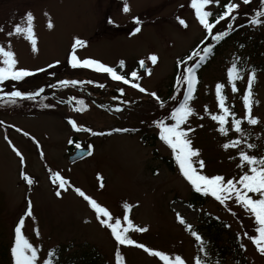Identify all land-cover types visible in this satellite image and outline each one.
<instances>
[{
	"label": "rangeland",
	"instance_id": "obj_1",
	"mask_svg": "<svg viewBox=\"0 0 264 264\" xmlns=\"http://www.w3.org/2000/svg\"><path fill=\"white\" fill-rule=\"evenodd\" d=\"M127 2L131 8L128 13L123 12L124 0H0V28L4 29L0 32V44L7 45L11 39L19 67L45 69L16 85L24 91H37L43 87L44 92L35 100L24 99L15 105L0 102V121L3 122L0 123V264H12L10 248L14 228L26 213L29 199L34 218L26 219L24 233L34 245L42 246V257L51 249L72 245L67 254L78 259L83 254L82 245L88 242L102 253L105 264H114L117 244L110 230L100 225L94 210L74 191L75 187L108 207L116 217H122L125 203L132 204L130 217L136 226L145 227L147 231H130V238L172 256L179 254L187 264H193L196 241L186 225L178 222L177 213L204 239L209 238L208 229L202 228L204 222L210 216L219 217L222 224H226L220 243L229 244L231 235L226 230L230 226L233 235H238L239 242L246 246L247 263L264 264V256L243 236L245 231L253 235L254 222L248 213L235 203L228 202L225 206L214 198L206 201L203 208L191 207L187 201L194 189L180 174L176 162H173L172 169L162 159L170 157L172 152L159 139L153 121L165 119L176 106V102L169 98L175 92L177 61L190 54L191 48L204 41L206 35L195 19L190 0ZM226 2L221 0V5ZM233 2L240 4L236 25L249 24L258 0H252L250 5L243 4L242 0ZM208 10L218 13L223 8L213 5ZM29 11L35 17L36 52L23 37L6 35L15 23H26ZM134 17H139L140 25L135 23ZM177 17L184 19L189 27L180 25ZM49 19L54 24L52 29L47 27ZM137 26L141 27L139 33H135ZM226 27L227 23L221 22L214 31ZM252 27L264 31V27L251 24L246 28L252 30ZM75 37L87 42L85 47L77 49L80 58H95L117 69H120L119 61L124 60L125 68L121 71H137L141 79L134 82L140 83L148 92L155 91L165 102V107L161 108L159 102L147 93L113 81L107 74L72 68L68 59ZM209 42L205 41L206 44L199 47L203 48ZM151 54L158 56V62L153 65L148 61L147 67L141 68L139 61H147ZM249 54L251 52L247 50L239 52L230 47L222 50L200 72L202 83L191 101L197 115L190 118L189 126L195 129L190 137L194 147L201 150L200 158L206 164L205 174L230 178L236 172L239 161L229 157L237 153L221 147L227 138L219 134L218 124L204 112V106L207 105L213 113L217 112L215 84L226 82V68L234 57L243 55L247 58ZM57 60L59 65L47 67ZM248 63L253 64L252 59ZM149 70L151 75H148ZM62 79L84 83L66 88L51 87ZM101 84L104 86L100 87ZM241 85L240 93L233 94L230 85L225 93L235 101L239 114L243 115L241 97L247 86V77ZM254 89V99L258 101L254 105V115L264 125V72L258 75ZM4 90H12V85L5 82ZM80 99L88 105L84 112L75 111ZM45 104L53 107H43ZM117 108L121 110L117 111ZM69 118L83 128L106 134L94 136L88 131H76L69 124ZM115 128L130 131L111 132ZM24 132L29 135L25 136ZM151 134L157 136L154 143ZM237 135L235 133L234 137ZM75 143L85 150L92 147V154L70 162L69 157L78 150ZM12 145L23 153V166ZM50 170L60 172L70 182L67 191L52 183ZM21 171L32 177L34 183L31 186L21 177ZM101 176L103 188L100 187ZM57 190L62 193L60 197L55 195ZM206 212L211 215L205 217ZM35 228L40 230L39 237L35 235ZM121 253L125 264H162L158 258L135 246H121ZM226 264L234 263L228 259Z\"/></svg>",
	"mask_w": 264,
	"mask_h": 264
},
{
	"label": "snow or ice",
	"instance_id": "obj_2",
	"mask_svg": "<svg viewBox=\"0 0 264 264\" xmlns=\"http://www.w3.org/2000/svg\"><path fill=\"white\" fill-rule=\"evenodd\" d=\"M243 4L250 5L252 0H242ZM222 7L223 11L219 14H214L208 10L210 6ZM190 8L194 10V16L198 24L205 30V39L201 41L204 44L205 41H215L219 43L230 36V33L235 31V28L244 27V25H236V21L240 15V4L233 2V0H227L226 3L221 5V0H190ZM131 11L130 5L127 0H124L123 12L128 13ZM47 15V13L45 14ZM26 23L24 25L15 23L13 27L6 32L8 37L21 36L30 42L33 52L38 51V37L34 30V14L32 12L26 13ZM137 25L141 24L139 17L133 18ZM179 24L184 28H188L189 25L184 19L177 17ZM109 22H112L111 20ZM221 22H226L227 27L224 30H216L217 25ZM248 23L253 26L264 27V0H259V6L254 10ZM47 27L52 29L54 24L51 19L48 20ZM4 29L0 28V32ZM141 32V27H135V33ZM86 41L75 37L71 44V51L68 59V63L72 68H85L91 69L98 73L107 74L113 81H120L124 84L131 85L132 88L138 89L141 93H147V95L153 97L161 108L165 107V102L155 92H148L140 83L134 82L141 79V76L137 71H131L130 73L121 74L117 67L110 66L95 58H80L77 55V49L86 46ZM216 47L215 43L209 42L203 48L197 46L192 52L187 55L186 58L178 59L177 67L178 72L174 81V94L169 98L176 102V106L173 107L165 119H157L153 121L154 126L158 129L159 139L171 150L175 162L178 166L180 174L191 185V187L204 196H211L221 205L227 206L228 202L239 205L245 210L249 218L254 222V235H250L247 231L243 233L244 237L255 246L256 251L264 256V155L250 154L248 150H255L258 145L250 143L246 139L247 129L244 127L245 123L250 126H256L261 123L260 118L254 115V105L258 103L254 99L253 85L257 79V70L252 68L247 76V86L243 90L241 97L243 105V115L238 116L234 111V105L228 104V96L225 94V89L230 85L231 92L237 94L241 92L238 87V82L243 80V73L239 67L237 60L238 57H234L230 66L226 68V82H217L214 86L215 99L217 102V112L213 113L209 110L208 106H204V112L210 117V119L218 124L217 131L226 139L221 147L225 151L235 150L236 155L230 156L229 159L237 160L236 165L239 169L238 176H232L226 178L224 175L215 174L208 175L203 171L206 167L205 161L200 158L201 150L194 147L193 140L190 137V133L195 129L189 126L190 118L197 115L196 110L191 106V101L195 97L197 86L200 83L198 77V69L201 65L206 63L209 56L213 54V50ZM243 47V45H240ZM150 61L153 65L158 62V56L151 54L146 60L139 61L141 68L147 67V62ZM60 61H55V64H49L47 67L53 68L55 65H59ZM119 68H125V61H119ZM44 68H37L31 70L24 67H19V61L16 53L12 49L11 39L8 40L7 45L0 44V102L4 104L15 105L20 100H35L37 96L44 92V88L41 87L37 91H24L16 85L22 82L27 77L34 76L37 72H44ZM55 75V73H52ZM148 75H151V71H148ZM8 82L12 85V90L5 91L4 85ZM84 81L62 79L51 87L66 88L68 86H76L83 84ZM87 83H93L88 81ZM103 87L104 85H99ZM123 92V89H121ZM73 100L76 98L73 97ZM78 107L75 111L84 112L88 105L83 99L77 101ZM43 107H53V105L45 104ZM117 111L121 109L117 108ZM200 119H204V116H200ZM69 124L76 131H88L92 135L103 136L104 132H94L90 128H83L78 125L77 121L69 118ZM0 123H3L0 121ZM203 127V125H200ZM21 131L20 129H17ZM127 128H115L111 132H128ZM111 132L107 134H111ZM230 133L238 134L235 138H230ZM25 136L29 133L24 132ZM34 139V138H33ZM11 144V141H8ZM38 143V142H37ZM69 143H73L69 140ZM244 146L243 148L241 146ZM77 148H80V144H76ZM13 151L20 159V163L23 166L25 164V157L19 149L12 145ZM43 155V152L40 153ZM91 151L88 155H91ZM52 183L57 185L58 189L64 191L68 190L70 182L58 171H51ZM21 177L26 183L31 186L34 181L30 175L21 171ZM100 187L103 188V177H99ZM74 191L83 198L88 205L94 210L96 218L100 225L110 230L111 236L114 238L117 247L114 253V264H125V258L121 253V246H135L144 250L149 255L156 257L162 264H187V261L179 254L172 256L162 250H154L143 243H138L135 239L130 238L129 232H146L145 227L136 226L130 217L132 211V204L125 203L123 205L122 217H116L108 209V207L99 203L95 198L87 195L81 188L75 187ZM56 196L62 195L60 190L55 193ZM231 211V209H229ZM34 218L32 201L28 200V207L26 213L21 216L18 223L14 228V241L10 248V254L12 258V264H54L55 250L49 251L46 256H41L42 246H36L30 242L29 238L24 233L25 221L27 218ZM177 220L181 225H186L187 230L192 237L198 243L199 252L207 253L206 242L203 237L193 228L191 223H187L186 219L180 214H176ZM230 227V226H229ZM35 235L40 236L39 228L34 229ZM240 247L245 249L246 246L241 243ZM58 264V262H56ZM193 264H207L206 260L201 259L199 255L194 257Z\"/></svg>",
	"mask_w": 264,
	"mask_h": 264
},
{
	"label": "trees",
	"instance_id": "obj_3",
	"mask_svg": "<svg viewBox=\"0 0 264 264\" xmlns=\"http://www.w3.org/2000/svg\"><path fill=\"white\" fill-rule=\"evenodd\" d=\"M258 6H259V3L255 6V9H257ZM220 11L222 12L223 10H220ZM219 13L220 12L218 13L214 12V14H219ZM241 25H244V27L237 26L235 28V31L231 32L230 36L226 37L225 40L220 41L219 43L213 42L216 44V47L213 50V54L210 55L207 62L202 64L200 69H198L199 71H201L207 68L209 64L211 63V61L216 56L220 55V52L222 50L228 49L230 47L231 48L235 47L236 51H239V52H241L242 50H247L251 52V54H249L247 58H244L243 55H239V60H237V63L243 73V80L238 82L239 88L240 86H242L241 84L244 85L245 78L248 76V73H250L252 68H255L257 70V77L260 73L264 72V31H262L261 29L258 30L257 27H252V30L251 28H246L250 24L242 23ZM250 30L253 31L252 34L249 33L251 32ZM240 45H243V47H240ZM197 46L199 45H197L196 43L193 49H196ZM249 59H252L253 64L250 65L248 63ZM118 71L120 72L121 69H118ZM121 74H124V73H121ZM256 82H257V79L254 82L253 89L256 88ZM201 83H202V77H201L200 84L197 86L198 88L195 93V96L197 95L199 91ZM228 104L230 106L234 105V111L237 113L238 116H241L239 114L238 106L235 104V101L233 102V100L229 98V96H228ZM244 127L247 129V133L250 134V135L246 134L245 138L248 139L250 143H255L258 145L257 149L248 150L250 154H255L258 156L264 155V125L259 124L256 126H250L245 123ZM234 136H235V133H230V138L231 137L235 138ZM150 137L153 139L152 140L153 143H154V139H157V136L153 134H151ZM146 138L150 139L148 137ZM73 140L74 141L76 140V136L75 138H73ZM241 147L243 148L244 146L242 145ZM71 148H74V147L72 146ZM162 159L164 163L169 165L172 169L174 168L175 165L173 162H175V159L173 156L172 157L170 156L168 158L164 157ZM238 174H239V169L236 168V172L232 176H238ZM191 194H192L191 198L187 202L189 205H191V207L195 209L196 208L200 209V208L205 207L206 201L210 200V198L212 199L211 196H204L203 194L197 193L194 190H192ZM205 214H206L205 217H208V215L209 216L211 215L209 214V212H206ZM222 223L223 221L220 220L219 217L217 218V216H210L209 219H207L204 222V227L202 228L206 230L208 229L207 231L209 233L208 239L203 238L204 241L206 242L207 253L199 252L198 251L199 245L196 242L195 243V247L197 248L196 256L199 255L201 259L206 260L207 264H226V261L228 259H231L234 264H248L247 259H246L247 256H246L245 249H242L240 247L241 242H239V236L233 235L231 227H228V229L226 230V233L228 235L229 234L231 235L229 244L220 243V240H221L220 236H222L221 232L225 229L224 227L226 226V224H222ZM252 234L253 235L255 234L254 230ZM70 247H72V245L59 246L55 249H51V251L55 250L54 264H56V262H58V264H105L106 263L104 260H102L103 258L102 253L99 252L94 245L90 246L88 242H85L82 245V247H84L83 254L78 259L76 257H71V256L69 257L67 252L70 250Z\"/></svg>",
	"mask_w": 264,
	"mask_h": 264
},
{
	"label": "water",
	"instance_id": "obj_4",
	"mask_svg": "<svg viewBox=\"0 0 264 264\" xmlns=\"http://www.w3.org/2000/svg\"><path fill=\"white\" fill-rule=\"evenodd\" d=\"M143 69H145V68H143ZM89 151H90L89 149H86L85 150V149L78 148L76 154H74L73 156H71L69 158L70 162H73L74 163V162H76V160H79V159L85 157V155H87V153Z\"/></svg>",
	"mask_w": 264,
	"mask_h": 264
}]
</instances>
